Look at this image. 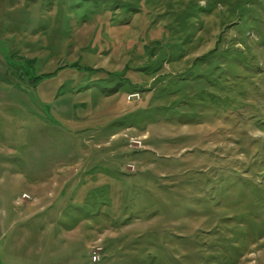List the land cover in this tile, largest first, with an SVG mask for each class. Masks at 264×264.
I'll list each match as a JSON object with an SVG mask.
<instances>
[{"label": "rangeland", "instance_id": "rangeland-1", "mask_svg": "<svg viewBox=\"0 0 264 264\" xmlns=\"http://www.w3.org/2000/svg\"><path fill=\"white\" fill-rule=\"evenodd\" d=\"M0 49V264H264V0H0Z\"/></svg>", "mask_w": 264, "mask_h": 264}, {"label": "crops", "instance_id": "crops-1", "mask_svg": "<svg viewBox=\"0 0 264 264\" xmlns=\"http://www.w3.org/2000/svg\"><path fill=\"white\" fill-rule=\"evenodd\" d=\"M9 57L13 56V53L9 54ZM9 65H7V54L3 53V51H1L0 49V88L1 87H6L7 83L4 81V78L6 77V74L8 72V67ZM5 92V90L0 89V97L1 95Z\"/></svg>", "mask_w": 264, "mask_h": 264}, {"label": "built area", "instance_id": "built-area-1", "mask_svg": "<svg viewBox=\"0 0 264 264\" xmlns=\"http://www.w3.org/2000/svg\"><path fill=\"white\" fill-rule=\"evenodd\" d=\"M132 142H136V143L140 144V140H139V141H138V140H137V141H136V140H132ZM129 167L132 168L131 166H129ZM97 259H98V253H97L96 255H93V256H92V260L95 261V260H97Z\"/></svg>", "mask_w": 264, "mask_h": 264}, {"label": "trees", "instance_id": "trees-1", "mask_svg": "<svg viewBox=\"0 0 264 264\" xmlns=\"http://www.w3.org/2000/svg\"><path fill=\"white\" fill-rule=\"evenodd\" d=\"M34 83V82H33Z\"/></svg>", "mask_w": 264, "mask_h": 264}]
</instances>
